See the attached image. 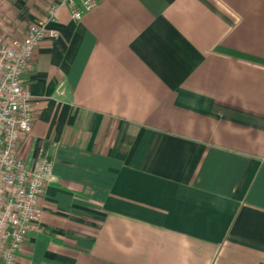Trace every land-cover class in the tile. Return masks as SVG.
I'll list each match as a JSON object with an SVG mask.
<instances>
[{
  "label": "crops",
  "instance_id": "0c3cea01",
  "mask_svg": "<svg viewBox=\"0 0 264 264\" xmlns=\"http://www.w3.org/2000/svg\"><path fill=\"white\" fill-rule=\"evenodd\" d=\"M62 1L0 0V43ZM96 1L25 72L53 176L16 264H264V0Z\"/></svg>",
  "mask_w": 264,
  "mask_h": 264
},
{
  "label": "built area",
  "instance_id": "2783aa9c",
  "mask_svg": "<svg viewBox=\"0 0 264 264\" xmlns=\"http://www.w3.org/2000/svg\"><path fill=\"white\" fill-rule=\"evenodd\" d=\"M67 4L80 20L94 10L96 0H63L53 4L46 19L29 25L22 38L0 43V264H16L18 253L31 233L41 231V196L53 176V162L40 149L32 163L18 156L21 138L32 130L33 95L25 72L35 50L58 30L49 26L60 5Z\"/></svg>",
  "mask_w": 264,
  "mask_h": 264
}]
</instances>
